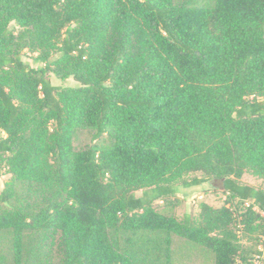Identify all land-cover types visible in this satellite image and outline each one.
<instances>
[{
	"label": "trees",
	"instance_id": "1",
	"mask_svg": "<svg viewBox=\"0 0 264 264\" xmlns=\"http://www.w3.org/2000/svg\"><path fill=\"white\" fill-rule=\"evenodd\" d=\"M1 165L0 264H171V234L250 261L236 229L264 233V190L239 181L264 177V0H0ZM206 181L227 198L197 222L154 206ZM144 231L165 234L153 257L121 247Z\"/></svg>",
	"mask_w": 264,
	"mask_h": 264
},
{
	"label": "rangeland",
	"instance_id": "2",
	"mask_svg": "<svg viewBox=\"0 0 264 264\" xmlns=\"http://www.w3.org/2000/svg\"><path fill=\"white\" fill-rule=\"evenodd\" d=\"M188 3L194 6H210L214 0H186ZM23 59L32 64V60L29 55H24ZM49 79L55 85H66L72 86L76 82L73 78L68 77L66 79H60L53 73H49ZM92 130L82 129L74 133L73 141L77 146H82L91 142ZM107 138L102 136L98 139L93 140L98 146H106ZM203 176L201 172L190 173L185 178L191 176ZM10 174L6 171V167L1 165L0 169V211L5 207L1 200V192L6 187V182L9 180ZM242 183L250 184L256 188L264 190V177L255 175L250 169L243 173L239 178ZM218 184L206 181L200 185H194L189 187L180 186L178 192L168 196L163 201H155L154 206L157 210L164 212L168 215H174L177 220L181 221L185 214H189L193 222L198 220L199 204L206 202L214 207L222 206L226 201V194L219 188H216ZM21 187L18 184L14 186V192L18 196L21 192ZM136 194H140V190L136 191ZM11 202V201H10ZM242 203L237 200L232 201V208L236 211L241 212L243 210ZM239 219V217H237ZM237 232V244L243 249L246 259L251 258L258 254L256 250L260 252L261 264H264V233L261 228L255 227L251 231H246L242 224H238ZM264 225V221H263ZM164 232H137L135 234H121L119 236V242L122 248L132 251H146L148 256L153 257L154 248L158 250L163 247L162 239ZM187 242V243H186ZM172 245V263L173 264H196L194 260L181 258L179 253H183V256L188 253L191 256H201L203 264H211L212 255L210 252H203L197 249L196 245L189 243V241L178 237L177 235L171 234ZM159 247V248H158ZM11 253V233L8 230H0V256L9 258ZM185 257V256H184ZM254 258V257H252ZM234 264H239L235 261Z\"/></svg>",
	"mask_w": 264,
	"mask_h": 264
},
{
	"label": "crops",
	"instance_id": "3",
	"mask_svg": "<svg viewBox=\"0 0 264 264\" xmlns=\"http://www.w3.org/2000/svg\"><path fill=\"white\" fill-rule=\"evenodd\" d=\"M189 243H191V242H189ZM196 247H197V249L202 250L203 252H206V250H204L202 247L197 246V245H196ZM170 249H171V260H170V262H171V264H173L172 263V249H173L172 245H171ZM179 255L181 256V258L189 259L188 260L189 262H191L190 260H194L196 262V264H203V262L201 261L202 260L201 256H191V255H188V253L184 255L185 257L183 256V253H179ZM211 264H213L212 260H211Z\"/></svg>",
	"mask_w": 264,
	"mask_h": 264
},
{
	"label": "built area",
	"instance_id": "4",
	"mask_svg": "<svg viewBox=\"0 0 264 264\" xmlns=\"http://www.w3.org/2000/svg\"><path fill=\"white\" fill-rule=\"evenodd\" d=\"M236 261H238L239 264H261V256H260V253L256 254L254 256V258H252L250 261L244 262V263H241L240 260H236Z\"/></svg>",
	"mask_w": 264,
	"mask_h": 264
}]
</instances>
